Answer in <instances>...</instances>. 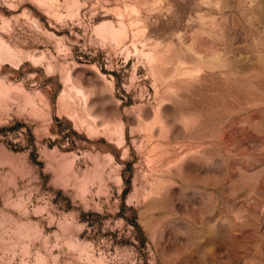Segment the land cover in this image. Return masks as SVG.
I'll list each match as a JSON object with an SVG mask.
<instances>
[{
  "label": "rangeland",
  "instance_id": "374dc122",
  "mask_svg": "<svg viewBox=\"0 0 264 264\" xmlns=\"http://www.w3.org/2000/svg\"><path fill=\"white\" fill-rule=\"evenodd\" d=\"M0 264H264V0H0Z\"/></svg>",
  "mask_w": 264,
  "mask_h": 264
},
{
  "label": "bare ground",
  "instance_id": "6f19581e",
  "mask_svg": "<svg viewBox=\"0 0 264 264\" xmlns=\"http://www.w3.org/2000/svg\"><path fill=\"white\" fill-rule=\"evenodd\" d=\"M102 28L106 29L107 25H104ZM109 29H110V36L116 37V36H119V35L123 34L122 33L123 30H121V29H115L114 27H110ZM78 91H80V90H78Z\"/></svg>",
  "mask_w": 264,
  "mask_h": 264
}]
</instances>
